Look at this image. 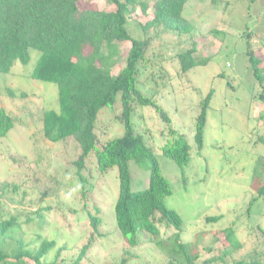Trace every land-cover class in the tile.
<instances>
[{"label":"rangeland","instance_id":"1","mask_svg":"<svg viewBox=\"0 0 264 264\" xmlns=\"http://www.w3.org/2000/svg\"><path fill=\"white\" fill-rule=\"evenodd\" d=\"M149 7L153 0H147ZM81 9L113 11L109 0H83ZM139 10L128 21L129 33L142 38L140 25L151 15ZM183 16L193 24L189 35L178 36L161 30L149 31V65L141 69L140 80L148 79L141 88L153 96L170 118V126L185 135L193 145L194 121L198 103L212 91L207 110L203 149L198 153L194 145L187 166L179 168L163 156L167 126L150 107H136L132 115L135 128L143 133L158 160L161 174L168 180L171 194L164 199L166 207L175 211L182 220L180 240L195 248L197 264L222 256L223 261L209 264H232L238 260L258 259L264 264V245L259 232L251 228L255 223L264 230V197L254 203L250 215H245L252 195L251 177L256 157L264 152L260 144H253L263 128L258 120L263 106L258 100V87L246 54V43L264 67V0H189ZM247 34L249 37L247 38ZM195 45L197 66L184 75L178 74L174 55ZM129 42L119 46L118 61L112 70L116 74L124 65ZM27 65L17 61L7 74H0V108L15 119L16 124L0 139V213L21 216L40 211L42 223L33 218L27 229H33L42 238L53 240L56 246L46 254L44 261L51 263L57 248H62L54 264H117L125 251L131 259L128 264H165L164 254L155 245V239L139 235V244L129 248L117 231L114 222V203L118 194L116 168L104 174L96 169L93 155L84 161L81 184L73 162L79 154L70 139L51 143L42 135V113L58 108L57 87L29 77L39 53L30 50ZM264 75V73H263ZM163 79H160V77ZM151 77V78H150ZM6 88L16 96L9 98ZM264 88V83H263ZM24 93V97H19ZM151 94V93H150ZM100 110L96 135L100 141L122 133L115 115L118 105ZM132 191L147 187L148 171L129 163ZM16 187V192L12 188ZM20 211V212H19ZM100 219L97 232L89 249L79 261V250L91 233L87 217L81 212ZM97 211V212H95ZM220 218L206 223V217ZM22 220V219H21ZM234 222L240 247L233 249L223 240L219 229ZM173 230L160 229L165 238ZM21 239L29 248H36V236L31 231L19 230ZM218 235L219 241L215 236ZM10 234H8L9 236ZM1 240V238H0Z\"/></svg>","mask_w":264,"mask_h":264},{"label":"trees","instance_id":"2","mask_svg":"<svg viewBox=\"0 0 264 264\" xmlns=\"http://www.w3.org/2000/svg\"><path fill=\"white\" fill-rule=\"evenodd\" d=\"M83 0H0V74L10 72L17 61L27 65L30 50L39 53V57L29 77L52 83L57 87L58 108L44 110L42 113V135L51 143L65 142L70 139L78 147L79 154L73 162L81 184L85 183L80 175L84 161L93 155L96 169L102 175L110 168H116L118 194L114 203V222L117 231L129 248L139 243V235L146 234L154 238L155 245L164 254L165 264H197L199 260L195 248L180 240L182 220L179 215L166 207L164 199L171 194L167 179L161 174L158 160L148 145L143 133L137 130L132 121L136 107H150L159 119L167 126L165 139L160 146L161 154L169 158L176 166L188 165L194 145L199 153L203 149V136L206 125L207 110L212 91L198 103V113L194 121L193 145L185 135L178 133L170 126V118L157 104L153 92L145 94L141 88L148 79L140 80L143 67L151 62L146 57L150 46L147 36L149 31L161 30L178 36L189 35L193 24L183 16L184 7L189 0H153L151 6L147 0H109L115 7L113 11L81 9L77 3ZM213 3L218 0H211ZM151 8V15L140 25L142 38L133 37L127 24L130 16L137 10L146 16ZM247 38L249 34L246 35ZM129 42L124 65L116 73L112 70L117 64L119 46ZM195 45L177 52L174 59L178 65V74L184 75L197 66L194 56ZM248 63L260 91L258 100L263 109L258 120L262 125L261 136H255L253 144L264 147V67L260 59L246 43ZM151 78V77H150ZM160 79H163L161 76ZM9 98L16 96L11 88H6ZM151 93V94H150ZM24 97V93H19ZM118 105L119 113L115 115L121 126L119 136L100 141L95 129L101 109ZM16 119L4 108H0V139L16 124ZM136 168L148 171L147 187L144 190L132 191L129 163ZM252 195L245 215H250L253 205L264 197V152L256 157L253 177H251ZM7 189L0 183V190ZM16 192V187L12 188ZM20 212V211H19ZM97 212V211H95ZM87 217L91 233L87 243L79 250L76 260L79 261L89 249L93 234L97 232L100 219L81 212ZM36 218L42 223L40 211L21 216L20 213H0V264H54L62 248H57L51 263L44 261L48 252L56 246L55 241L42 238L33 229H27L36 236V248H29L21 239L19 230L26 236L25 226ZM220 218L206 217V223ZM22 219V220H21ZM234 222L228 227L217 230L218 234L233 249L240 247L236 237ZM171 229V235L162 238L160 229ZM255 228L264 245V230L258 223ZM8 234H10L8 236ZM218 238V235L215 233ZM222 256L209 259L199 264H209L214 260L223 261ZM125 251L117 264H128L131 259ZM232 264H261L256 258L238 260Z\"/></svg>","mask_w":264,"mask_h":264}]
</instances>
